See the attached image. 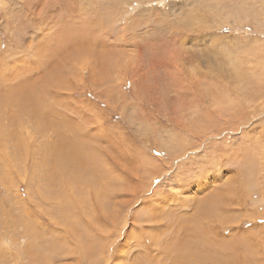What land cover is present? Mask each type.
<instances>
[{"label":"rangeland","instance_id":"obj_1","mask_svg":"<svg viewBox=\"0 0 264 264\" xmlns=\"http://www.w3.org/2000/svg\"><path fill=\"white\" fill-rule=\"evenodd\" d=\"M257 79L264 94V0H0V264H150L160 251L164 264L170 239L150 238L175 223L165 213L219 198L212 238L244 237L255 250L234 264H264V100L255 116L229 110ZM230 112L247 114L235 136ZM74 128L79 165L64 155ZM204 128L219 133L208 143ZM85 239L92 256L45 262L48 240L80 255Z\"/></svg>","mask_w":264,"mask_h":264},{"label":"bare ground","instance_id":"obj_2","mask_svg":"<svg viewBox=\"0 0 264 264\" xmlns=\"http://www.w3.org/2000/svg\"><path fill=\"white\" fill-rule=\"evenodd\" d=\"M137 5V4H136ZM79 37V36H78ZM75 38L74 40L77 41L79 38ZM80 40V39H79ZM69 41V40H68ZM72 42V40H71ZM70 43V42H69ZM67 45V43H65ZM48 57V56H47ZM242 74V73H241ZM240 73H238V76L241 75ZM252 75V74H251ZM245 76L242 75V77ZM64 85V84H63ZM262 89V86H261V82L260 80H255V81H252V83H250L249 87H247V89L239 92V91H236L235 93H237L235 95V99L237 100L238 99V102H235L236 100L235 99H232L233 101L231 103H229L231 105V107L229 108V110L232 109V113L234 112V110L236 108L238 109H241V108H248L250 107L251 109V112L254 111L253 113V116L257 115V113L263 111V110H260V107L262 106V104L260 105V103L263 102L264 100V94H263V91H261ZM14 90H15V86H14ZM247 92V93H246ZM13 92L11 91H8L7 93L3 94L2 96L3 97H6L8 96L9 94H13ZM224 93H226L224 91ZM209 96L211 95L210 93L208 94ZM13 96V95H12ZM212 96V95H211ZM210 96V97H211ZM216 96V95H215ZM219 96V94H218ZM221 96V95H220ZM233 96V95H232ZM222 97V96H221ZM227 97V96H226ZM207 98V97H205ZM230 99V98H229ZM7 101V100H6ZM228 101V100H227ZM221 102V101H220ZM223 103V102H222ZM250 104V105H249ZM259 104V105H258ZM248 106V107H247ZM264 106V105H263ZM263 108V107H262ZM223 109V108H222ZM227 109V108H226ZM264 109V108H263ZM250 111V110H249ZM257 111V112H256ZM259 111V112H258ZM228 112V111H227ZM248 112V111H247ZM230 112V117H231V120L229 121L228 125H226V127L230 128L231 130H233V132H235V134H233V136L237 135L238 134V131L241 130L242 127H244V123H246L245 121V117H247V114L245 112V114L243 113L242 115L240 116H237L241 113H238V114H232ZM264 113V112H263ZM262 113V114H263ZM261 114V113H260ZM208 116V115H207ZM236 117H239L241 119L242 122L240 121H237L235 122V124L232 122L233 119H235ZM260 117V116H259ZM263 117V116H262ZM8 120H10L12 118L11 115H8L7 116ZM263 120V119H262ZM261 123V122H260ZM78 129V128H77ZM205 129H202L201 131L203 132V136L205 138H207V141L208 143L210 142V137L212 135H215V133L217 132H214V134H211L210 132H213L211 131L212 129H209L207 128L206 129V132H205ZM226 129V128H225ZM74 130H76V128H74ZM217 130V129H216ZM223 130V129H222ZM79 131L82 132V130H76L75 133L73 134L72 138H77V141L76 143H71L66 149H65V152H64V155L65 157L72 161L74 163V165H76L78 162L79 164H82V158L83 160L85 161V156L83 154L84 151H82V149H84V142L79 136ZM221 131V130H220ZM219 132H217L218 134ZM242 133V131H241ZM216 134V135H217ZM96 135V134H95ZM201 135V134H200ZM262 135H263V139H264V131L262 132ZM95 138H97L95 136ZM98 139V138H97ZM204 139V138H203ZM67 140H69V138H67ZM225 141V140H224ZM87 145H90V144H87ZM223 145V144H222ZM94 149V148H93ZM96 149V148H95ZM184 149V148H183ZM98 150V149H97ZM94 151V150H92ZM90 152V151H89ZM90 155V154H89ZM95 156V155H94ZM65 158V159H66ZM88 160V159H87ZM77 164V165H79ZM56 165V164H55ZM54 167L55 166H52L51 168H49V170L51 171H54ZM240 170H242L244 172V177L245 179L247 180V182L249 184L252 185L253 189L255 188L254 187V180L256 179L255 178V175H254V172L253 174L249 175L247 169L249 168L245 162H243L242 165H239L238 167ZM244 169V170H243ZM253 169V168H252ZM259 173V171L257 172ZM262 176V174L259 173V175H256L257 178L258 176ZM48 176V175H47ZM52 175L49 174V179H47V181L49 180L50 181V178H51ZM40 178V177H39ZM44 178V176H43ZM53 178V177H52ZM46 179H44L46 181ZM55 180V179H54ZM53 180V181H54ZM51 181V182H53ZM238 181V180H237ZM228 182V181H227ZM232 183V181H229ZM239 183V182H237ZM228 185H230V183H228ZM232 185V184H231ZM43 187V186H42ZM45 187V186H44ZM233 188V186H231ZM49 188V187H48ZM51 188V187H50ZM49 188V190H50ZM236 188H240L239 186L236 187ZM236 188H234L233 191L236 190ZM250 188V187H249ZM62 191L59 192V191H56L57 194H59L60 196L61 195H67L66 192L64 191L65 190V187H62L61 188ZM74 189H77V188H73ZM225 189V188H224ZM223 189V190H224ZM237 189V190H238ZM252 189V188H251ZM48 190V189H47ZM221 189V191H223ZM76 191V190H75ZM232 189H231V192L233 193ZM239 191V190H238ZM48 192V191H47ZM72 192V191H71ZM156 192V191H155ZM154 193V195L157 193ZM230 190L227 189L225 191V193L227 194V196H225V194H222L221 195V198L223 199L224 202L226 203H229L230 201H232L233 199H230L228 197V194H229ZM236 192V191H235ZM234 192V193H235ZM70 193V192H69ZM251 193V191H250ZM167 194V193H166ZM43 195V194H42ZM40 195V196H42ZM253 195V193H252ZM263 198H264V194L262 195ZM79 197H82V196H79ZM80 201H85L84 199H81L79 198ZM240 199V197H239ZM248 199V198H247ZM261 199V198H260ZM249 200V199H248ZM240 201V200H239ZM106 202V200L104 201ZM113 202V201H112ZM260 203V205H262V202H263V199H261V201H257ZM157 203V202H156ZM101 204H104L103 202H101ZM219 204V205H218ZM218 204H216L215 202L213 201H210V204L207 203V202H204V201H200L198 205H195L194 208L190 205H188V208L191 209L190 213L188 215H181V214H175V212L173 210L169 211V213H165L164 217L168 216L173 218L172 221L175 222L172 224V227H168V226H165L164 227V224H160L161 227L159 228H156L155 231H160V234H157L155 231H153V233H155V235H152V237L150 238V241L152 242L151 244H153L155 246V243H156V238L155 237H158L159 239L161 238H164L166 241L167 239H170V241L168 242L169 243V252L165 254V260H164V264H233L235 263V260H237V258L235 257L236 256V253L237 252H244L243 255H246L247 253L248 254H252L255 250V246L253 245L252 242H249L248 239H242L244 237H232L230 238L229 240L227 239H222L220 236L217 238H212V235H210V221H212L215 217H219V214L221 215V210H222V207H223V204L219 198L218 200ZM244 204V202H243ZM85 205V204H84ZM246 205V204H245ZM104 206V205H103ZM113 206V205H112ZM152 206V205H151ZM264 206V205H263ZM86 207V206H85ZM105 207V206H104ZM257 207V206H256ZM120 208V207H119ZM67 208L66 207H62L60 209H56V213L57 215H59L60 217L63 215V211H65ZM184 209H186L184 207ZM187 211V210H186ZM28 213H30L29 211H27ZM170 212L175 216L173 217L172 214H170ZM264 213V210L262 211ZM153 211L152 210H149L147 212V215H145L143 217L144 220H148L151 215V217L153 218ZM163 214L164 213V210H160L158 214ZM135 214V213H134ZM137 214V213H136ZM160 214V215H161ZM93 215H94V212H93ZM149 215V216H148ZM29 216V215H27ZM26 216V217H27ZM127 216V215H126ZM137 216V215H136ZM159 216V215H158ZM157 216V217H158ZM264 216V214H263ZM132 217V216H131ZM221 217V218H220ZM219 219L221 220L223 216H220ZM93 218V217H92ZM112 219V220H116V214H109V219ZM134 218V217H133ZM148 218V219H147ZM155 218V217H154ZM153 218V219H154ZM98 219V218H97ZM137 221H140L142 219V217L140 218L139 216L136 218ZM151 219V218H150ZM168 219V218H167ZM257 219V218H256ZM85 220V219H84ZM158 220V219H157ZM160 220V218H159ZM90 219L88 220L87 223H89ZM97 221H100L99 219ZM171 221V220H170ZM92 222V221H91ZM134 223V221H132ZM153 222V220H152ZM159 222V221H158ZM116 221L113 222V226L110 225L109 227L104 225L103 227V224L101 226V231L102 233H105L107 231V228H111V231H115V225ZM137 222L135 221V224ZM156 223V222H155ZM160 223V222H159ZM171 224V222H169ZM186 225H185V224ZM72 224V223H71ZM79 224V223H78ZM99 224V223H98ZM134 224V225H135ZM183 224V225H181ZM56 225H59V222H56ZM80 225V224H79ZM91 225V224H89ZM100 225V224H99ZM109 225V224H108ZM141 226V225H140ZM97 227V226H96ZM99 227V226H98ZM154 227V226H153ZM93 228V227H92ZM95 228V227H94ZM100 229V228H97V230ZM138 229V228H137ZM166 229L169 230L166 232ZM170 230H173V233L170 232ZM234 231V230H233ZM74 232V231H73ZM144 232V231H143ZM214 232V231H213ZM212 232V234H213ZM240 233V232H239ZM81 235V234H80ZM134 235H137V232L135 231V234ZM217 235V234H216ZM254 235V234H253ZM39 236V234H37L36 238ZM83 236V235H82ZM80 237V236H79ZM76 238V237H75ZM115 237H113L112 239H114ZM251 238V237H250ZM43 239V238H42ZM77 239V238H76ZM219 239L221 242L223 243H220L218 244L217 242H215V240ZM80 240V239H79ZM91 240H87L85 239L86 241V244H77V251H80L81 254H73V252H75L74 248H73V252L72 251H66L67 249H63L62 247L58 246L56 244V242L54 241V245H50L49 244V240L47 242H45L44 245L47 246V250H48V254H49V257H43L45 262H49V263H54L56 262L57 260H63V259H67V256H71V255H76L77 258L79 256H85V257H88V256H92L95 252H96V249H95V245H94V239L92 241V244H91ZM227 240V241H226ZM53 241V240H52ZM76 241V240H75ZM101 241H106V238H103ZM144 242V241H143ZM255 242V241H254ZM113 243V242H112ZM128 243V242H127ZM146 243V242H145ZM150 244V245H151ZM255 244V243H254ZM43 245V246H44ZM152 245V246H153ZM256 245V244H255ZM101 246V245H100ZM99 246V247H100ZM106 246V245H105ZM45 248V247H44ZM102 248V251H105L104 250V246L101 247ZM152 248V247H151ZM166 248V249H168ZM213 249H216V253H218V255L214 257H211L210 256V250ZM149 249V248H147ZM239 249V250H238ZM71 250V249H70ZM101 250V249H100ZM140 251V250H139ZM149 251V250H148ZM40 252V251H39ZM79 252V253H80ZM98 253V252H97ZM159 253V251H158ZM62 255V256H59V257H55V255ZM140 254V253H139ZM146 253L143 254L144 258H146ZM154 254V253H153ZM88 255V256H87ZM142 255V254H140ZM150 255V254H149ZM164 255L163 251H160V255L158 254L157 256V259H154L152 263L150 264H163L162 260H161V257ZM239 255V254H238ZM237 255V256H238ZM34 256V255H33ZM160 256V258H159ZM152 257V256H151ZM100 258V257H99ZM227 258V261H225V259ZM87 259V258H86ZM85 259V260H86ZM104 259V258H103ZM160 259V261L158 260ZM100 260V259H99ZM148 260V259H147ZM241 262H244L245 259H244V256H241L240 258ZM82 261V260H81ZM88 261V260H87ZM225 261V262H224ZM44 262V261H43ZM58 262V261H57ZM41 264V263H40ZM81 264V263H80ZM97 264V263H96ZM146 264V263H145ZM238 264V263H237ZM241 264V263H240Z\"/></svg>","mask_w":264,"mask_h":264}]
</instances>
